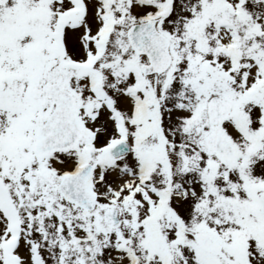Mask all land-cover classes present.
I'll list each match as a JSON object with an SVG mask.
<instances>
[{"label":"snow or ice","instance_id":"snow-or-ice-1","mask_svg":"<svg viewBox=\"0 0 264 264\" xmlns=\"http://www.w3.org/2000/svg\"><path fill=\"white\" fill-rule=\"evenodd\" d=\"M0 264H264V0H0Z\"/></svg>","mask_w":264,"mask_h":264}]
</instances>
